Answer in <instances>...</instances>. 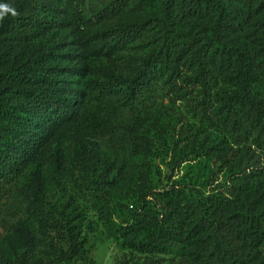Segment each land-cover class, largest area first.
I'll list each match as a JSON object with an SVG mask.
<instances>
[{
	"label": "rangeland",
	"instance_id": "374dc122",
	"mask_svg": "<svg viewBox=\"0 0 264 264\" xmlns=\"http://www.w3.org/2000/svg\"><path fill=\"white\" fill-rule=\"evenodd\" d=\"M19 1L0 0V4L16 9ZM137 1L132 0L116 19L98 24L94 16L106 0H80L84 35L97 39V34L115 23L153 15L150 9L137 8ZM62 31L67 46L76 52L72 45L75 34L65 28L58 35ZM154 37L151 33L143 44L109 58H87L84 75L75 77L86 94L76 107V117L55 132L19 179L6 187L7 194L0 200V264H231L224 247L220 249V262L214 263L210 231L194 209L200 198L194 193L186 192L177 201L180 207L184 201L193 204L180 208L185 212L182 224L168 235H160L152 227L135 229L134 222L147 211L145 194L151 189L163 192L170 186L165 176L171 162L176 164L172 175L176 181L185 177L202 186L214 173L215 185L229 188L228 212L253 209L264 213V144L258 137L259 128L252 122L255 109L264 118L263 65L255 68L250 101L244 105H237L240 97L233 74H219L206 65L204 86L180 81L175 86L154 83L145 101L130 109L125 106L126 99L114 97L105 105L111 119L109 129L92 130L85 140L76 136L79 116L84 118L96 106L88 82L101 78L108 70L133 73L138 59L153 47ZM244 42L253 47V40ZM23 51L18 39L0 45L6 67L19 60ZM133 136L146 151L133 150ZM211 193L203 190L206 197ZM29 194L42 206L48 222L57 221L59 229L41 235L38 222L26 211ZM205 210L216 218L226 212L222 207ZM18 223L26 224L34 234L32 252L18 242L13 231ZM64 226L79 237L83 256L69 254ZM193 228L201 233L191 239L187 234ZM139 244L154 248L151 252L140 251L136 248ZM229 244L240 259L264 264V233L257 247L237 241Z\"/></svg>",
	"mask_w": 264,
	"mask_h": 264
},
{
	"label": "trees",
	"instance_id": "16d2710c",
	"mask_svg": "<svg viewBox=\"0 0 264 264\" xmlns=\"http://www.w3.org/2000/svg\"><path fill=\"white\" fill-rule=\"evenodd\" d=\"M79 1L20 0L15 9L17 14L9 13L0 20V45L9 39H18L24 47L22 57L8 67L6 58L0 54V200L7 194L6 187L19 179L55 132L76 117V107L86 94L77 86L75 77L84 75L88 57L109 58L143 44L155 33L153 47L138 59L133 73L108 70L101 78L88 82L90 98L96 106L84 118L81 114L75 123L79 140H85L92 130L109 129L107 101L114 97L126 99L125 106L130 109L145 101L154 83L175 86L174 83L180 81L204 86L206 65L219 74H233L240 97L237 105H244L250 101L256 66H264V0H138L136 7L150 9L153 15L140 21L115 23L97 34V39L82 31L84 20ZM131 2L106 0L95 13L96 22L103 24L116 19ZM65 28L75 34L72 45L76 52L67 46L63 31L58 35ZM244 40H253V47ZM171 48L175 51L171 52ZM229 109L232 110L231 105ZM252 117L261 132L258 134L262 138L260 143L264 144V118L258 109ZM130 141L134 151L147 150L135 136ZM175 167L171 162L169 174L165 176L170 186L163 192L151 189L145 194L147 211L134 222V228L152 227L160 235H168L182 224L185 212L180 208L193 204L184 201L180 207L177 201L183 199L186 192L194 193L200 197L194 209L210 231L208 237L213 245L210 255L214 263L220 262V249L224 247L231 264H254L250 259H240L229 242L257 247L264 233V213L253 209L228 212L229 188L216 186L214 173L200 186L185 177L173 180ZM204 189L212 192L210 196L203 194ZM205 207H222L226 212L216 218L209 215ZM26 211L38 222L43 237L49 230L59 229L57 221L48 222L33 194L26 198ZM193 229L187 234L188 238L201 233ZM62 230L69 254L83 256L79 237L69 226ZM13 231L22 248L32 252L35 237L28 226L18 223ZM136 248L151 252L154 247L139 244Z\"/></svg>",
	"mask_w": 264,
	"mask_h": 264
},
{
	"label": "clouds",
	"instance_id": "9594fccd",
	"mask_svg": "<svg viewBox=\"0 0 264 264\" xmlns=\"http://www.w3.org/2000/svg\"><path fill=\"white\" fill-rule=\"evenodd\" d=\"M11 13L13 16H15L17 13H16V10L11 7L10 5L8 4H0V20H3L5 15Z\"/></svg>",
	"mask_w": 264,
	"mask_h": 264
}]
</instances>
